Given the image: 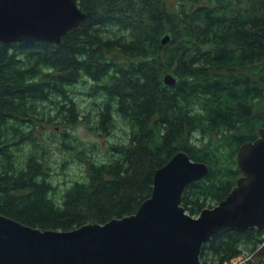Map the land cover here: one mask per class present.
<instances>
[{"label": "trees", "instance_id": "trees-1", "mask_svg": "<svg viewBox=\"0 0 264 264\" xmlns=\"http://www.w3.org/2000/svg\"><path fill=\"white\" fill-rule=\"evenodd\" d=\"M77 1L87 17L61 44L0 43V212L64 230L123 217L181 149L210 165L187 184L185 208L198 215L218 204L242 175L240 146L264 125V0ZM119 117L127 140L108 158L78 151L86 172L61 186L49 145L78 149V123L107 132ZM51 125L59 130L46 140ZM261 240L256 226L229 229L202 245L201 258L227 264ZM250 264H264V245Z\"/></svg>", "mask_w": 264, "mask_h": 264}, {"label": "water", "instance_id": "water-1", "mask_svg": "<svg viewBox=\"0 0 264 264\" xmlns=\"http://www.w3.org/2000/svg\"><path fill=\"white\" fill-rule=\"evenodd\" d=\"M77 0H0V43L56 41L87 13ZM166 34L163 44L170 40ZM172 74L166 83H174ZM237 153L242 175L231 192L193 215L187 184L210 165L181 149L154 172L153 192L139 208L107 222L64 230L27 224L0 212V264H205L202 245L226 230L264 229V125Z\"/></svg>", "mask_w": 264, "mask_h": 264}, {"label": "rangeland", "instance_id": "rangeland-1", "mask_svg": "<svg viewBox=\"0 0 264 264\" xmlns=\"http://www.w3.org/2000/svg\"><path fill=\"white\" fill-rule=\"evenodd\" d=\"M81 88L80 85L75 86L77 90ZM77 98V101L83 106V110L87 112V109H90L92 104L89 96L80 93ZM84 120L78 123L74 128L78 139L84 141L78 149H75V146L63 147L59 141L49 145L52 154L50 162L53 163V167H55L54 178L55 180H60L61 186L63 187L69 185L67 182L72 178H80L82 174L86 172V163L84 159L79 161L78 151L86 149L90 154L101 158H108L112 157L110 152L111 145L127 140L126 137L129 126L121 117H119L116 127L112 131L107 132L88 126L90 124H87V121ZM52 126L53 125H51V127H44L43 132H41V137H44L46 140L50 139L51 136L54 137V130H59V127L54 128ZM50 130H53L52 134Z\"/></svg>", "mask_w": 264, "mask_h": 264}, {"label": "built area", "instance_id": "built-area-1", "mask_svg": "<svg viewBox=\"0 0 264 264\" xmlns=\"http://www.w3.org/2000/svg\"><path fill=\"white\" fill-rule=\"evenodd\" d=\"M264 245V233H262V240L254 247H245L239 255L230 259H226L227 264H250L254 259L258 258L261 247Z\"/></svg>", "mask_w": 264, "mask_h": 264}, {"label": "bare ground", "instance_id": "bare-ground-1", "mask_svg": "<svg viewBox=\"0 0 264 264\" xmlns=\"http://www.w3.org/2000/svg\"><path fill=\"white\" fill-rule=\"evenodd\" d=\"M262 231V233H264V229L263 230H261Z\"/></svg>", "mask_w": 264, "mask_h": 264}]
</instances>
